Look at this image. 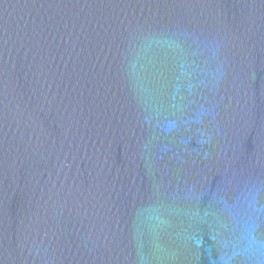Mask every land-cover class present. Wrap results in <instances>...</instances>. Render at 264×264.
Returning <instances> with one entry per match:
<instances>
[{"label":"water","instance_id":"water-1","mask_svg":"<svg viewBox=\"0 0 264 264\" xmlns=\"http://www.w3.org/2000/svg\"><path fill=\"white\" fill-rule=\"evenodd\" d=\"M0 264H264V0H0Z\"/></svg>","mask_w":264,"mask_h":264}]
</instances>
